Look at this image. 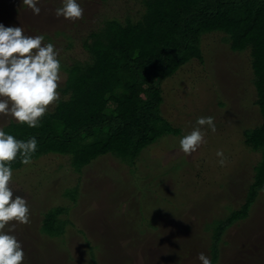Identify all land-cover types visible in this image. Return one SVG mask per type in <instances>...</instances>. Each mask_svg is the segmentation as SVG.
I'll use <instances>...</instances> for the list:
<instances>
[{
  "label": "rangeland",
  "instance_id": "1",
  "mask_svg": "<svg viewBox=\"0 0 264 264\" xmlns=\"http://www.w3.org/2000/svg\"><path fill=\"white\" fill-rule=\"evenodd\" d=\"M79 2L84 14L73 22L56 16L62 0H41L38 16L22 0H0V23L22 27L29 36L44 35L43 43L55 45L61 61L59 99L68 98L61 91L65 68L92 61L85 44L92 41L90 34L108 19L135 22L146 12L144 0ZM200 47L201 59L193 56L180 64L160 85V113L179 134H164L131 166L108 153L78 173L70 156L53 153L13 170L10 186L30 207L28 224L10 222L23 244V264H201L200 253L213 262L217 251L215 264H264V189L220 237L227 217L251 202L249 190L263 157L246 143V131L263 121L254 104L249 52L231 49L222 32L205 34ZM169 58L180 63L172 54ZM208 116L214 117L216 131L204 126V143L187 156L180 139L199 117ZM10 119L0 115V128ZM218 151L224 153L223 166ZM75 204L77 211L61 216L74 223L66 220L62 235L48 234L47 215L64 206L74 210ZM58 224L50 225L53 231L61 230Z\"/></svg>",
  "mask_w": 264,
  "mask_h": 264
},
{
  "label": "trees",
  "instance_id": "2",
  "mask_svg": "<svg viewBox=\"0 0 264 264\" xmlns=\"http://www.w3.org/2000/svg\"><path fill=\"white\" fill-rule=\"evenodd\" d=\"M144 2L146 12L137 21L108 19L100 31L90 34L92 41L85 44L92 61L65 68L67 78L61 91L68 98L59 99L38 127L11 120L3 129L25 141L36 137L38 148L31 159L49 153L68 155L70 166L78 173L108 153L131 166L142 150L161 136L180 132L160 113L161 83L193 56L202 58L200 44L205 34L222 32L231 49L249 52L257 91L254 104L263 119L245 134L247 145L263 155L249 190L251 202L247 200L240 211L227 217L228 223L220 230L222 237L237 215L246 214L259 190L264 189V0ZM170 54L180 60L178 65L169 58ZM11 166L16 170L24 164L18 156ZM66 211L64 206L47 215L43 226L48 234L64 233L66 220L71 222L61 218ZM60 222L61 230L57 227L53 231L50 225L59 226ZM217 259L218 251L212 264Z\"/></svg>",
  "mask_w": 264,
  "mask_h": 264
},
{
  "label": "clouds",
  "instance_id": "3",
  "mask_svg": "<svg viewBox=\"0 0 264 264\" xmlns=\"http://www.w3.org/2000/svg\"><path fill=\"white\" fill-rule=\"evenodd\" d=\"M34 15H40L41 0H22ZM84 9L79 0H62L56 16L75 22L83 17ZM44 35H26L22 27L5 26L0 23V115H10L17 123L30 128L39 126L48 106L60 98L61 61L59 52L52 43H43ZM196 127L184 135L180 150L187 156L195 153L204 143L207 126L216 131L214 117H199ZM38 141L31 137L27 141L0 128V264H23L25 251L22 242L14 234L15 221L28 224L30 207L26 198L15 194L11 185L13 169L11 162L19 156L21 163H31L37 151ZM221 166L225 163L224 153L218 151ZM201 264H212L204 253L198 256Z\"/></svg>",
  "mask_w": 264,
  "mask_h": 264
},
{
  "label": "crops",
  "instance_id": "4",
  "mask_svg": "<svg viewBox=\"0 0 264 264\" xmlns=\"http://www.w3.org/2000/svg\"><path fill=\"white\" fill-rule=\"evenodd\" d=\"M12 119H10L9 121H11ZM3 128V127H2ZM55 154V153H54ZM53 153H49V154H46L45 156H47V157H51V156H53L54 155ZM42 156V155H41ZM21 169V168H20ZM17 170V169H16ZM31 170V169H30ZM31 172H32V170H31ZM21 174H23V175H26L28 172H20ZM77 208H78V206H76L75 205V207H74V210H72V208L71 209H68L67 211H66V213L68 212L69 214L71 213V211H72V213H74V211H77ZM65 217H67V219H70L71 220V222H73L74 223V221L69 217V216H67V214H66V216Z\"/></svg>",
  "mask_w": 264,
  "mask_h": 264
}]
</instances>
